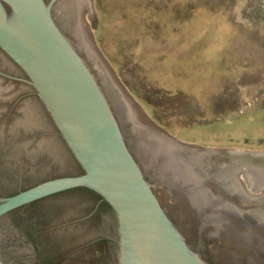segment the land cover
Wrapping results in <instances>:
<instances>
[{
	"label": "water",
	"instance_id": "1",
	"mask_svg": "<svg viewBox=\"0 0 264 264\" xmlns=\"http://www.w3.org/2000/svg\"><path fill=\"white\" fill-rule=\"evenodd\" d=\"M88 1L0 0V49L83 171L10 196L0 190V264H35L12 212L80 187L114 213L110 264H226L229 252L237 263V243L264 242V220L238 221L225 207L251 205L264 215V154L199 148L155 122L127 90V70L111 65L83 24Z\"/></svg>",
	"mask_w": 264,
	"mask_h": 264
},
{
	"label": "rangeland",
	"instance_id": "2",
	"mask_svg": "<svg viewBox=\"0 0 264 264\" xmlns=\"http://www.w3.org/2000/svg\"><path fill=\"white\" fill-rule=\"evenodd\" d=\"M83 24L178 140L264 154V0H90Z\"/></svg>",
	"mask_w": 264,
	"mask_h": 264
},
{
	"label": "flooded vegetation",
	"instance_id": "3",
	"mask_svg": "<svg viewBox=\"0 0 264 264\" xmlns=\"http://www.w3.org/2000/svg\"><path fill=\"white\" fill-rule=\"evenodd\" d=\"M26 79L0 49V190L4 196L50 178L83 172ZM225 210L249 224L264 220L251 205L238 203ZM10 219L32 245L35 264L111 263L114 242L108 228L114 213L102 197L87 188L35 201L12 212ZM216 242L215 236L206 238L212 257L211 246ZM231 248L230 243L227 249ZM235 249V264H264V242L258 245L252 239L246 245L237 243ZM229 253L224 258L226 264Z\"/></svg>",
	"mask_w": 264,
	"mask_h": 264
},
{
	"label": "bare ground",
	"instance_id": "4",
	"mask_svg": "<svg viewBox=\"0 0 264 264\" xmlns=\"http://www.w3.org/2000/svg\"><path fill=\"white\" fill-rule=\"evenodd\" d=\"M91 3H90V0L88 1V3H87V5L85 6V8L83 9V11H82V16H84L85 15V11H87L89 8H88V5H90ZM89 11V10H88ZM84 22V21H83ZM86 26V25H85Z\"/></svg>",
	"mask_w": 264,
	"mask_h": 264
}]
</instances>
